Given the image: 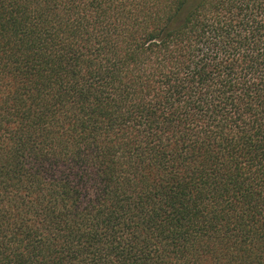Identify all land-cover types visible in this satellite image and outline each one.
<instances>
[{
    "label": "trees",
    "instance_id": "16d2710c",
    "mask_svg": "<svg viewBox=\"0 0 264 264\" xmlns=\"http://www.w3.org/2000/svg\"><path fill=\"white\" fill-rule=\"evenodd\" d=\"M0 264H264V0H0Z\"/></svg>",
    "mask_w": 264,
    "mask_h": 264
}]
</instances>
